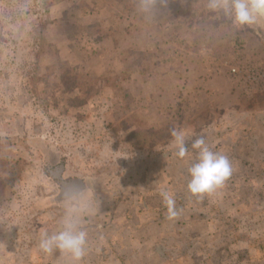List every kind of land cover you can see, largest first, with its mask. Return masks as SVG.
Instances as JSON below:
<instances>
[{
    "label": "rangeland",
    "instance_id": "rangeland-1",
    "mask_svg": "<svg viewBox=\"0 0 264 264\" xmlns=\"http://www.w3.org/2000/svg\"><path fill=\"white\" fill-rule=\"evenodd\" d=\"M207 3L0 0V264H71L39 247L70 193L94 205L79 264H264V19ZM201 136L233 174L198 199Z\"/></svg>",
    "mask_w": 264,
    "mask_h": 264
},
{
    "label": "clouds",
    "instance_id": "clouds-1",
    "mask_svg": "<svg viewBox=\"0 0 264 264\" xmlns=\"http://www.w3.org/2000/svg\"><path fill=\"white\" fill-rule=\"evenodd\" d=\"M208 10L223 12L237 28L252 26L264 19V0H208ZM144 12L145 9H139ZM177 156L184 159L188 154L185 138L181 133L173 131ZM191 147L197 150L194 163L188 168L190 179L187 183L188 192L198 199L211 195L223 188L233 174L229 158L218 151H213L203 136L196 138ZM164 203L169 219L179 215L175 199L168 192H163ZM65 214L61 218L59 231L44 234L39 240V247L46 253L59 250L70 258L71 264H79L88 250V234L83 227V218L94 212L92 201L85 195L72 194L68 196Z\"/></svg>",
    "mask_w": 264,
    "mask_h": 264
},
{
    "label": "built area",
    "instance_id": "built-area-1",
    "mask_svg": "<svg viewBox=\"0 0 264 264\" xmlns=\"http://www.w3.org/2000/svg\"><path fill=\"white\" fill-rule=\"evenodd\" d=\"M233 71H235V70H233Z\"/></svg>",
    "mask_w": 264,
    "mask_h": 264
}]
</instances>
